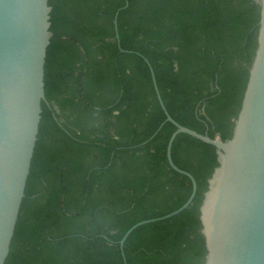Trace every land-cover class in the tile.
<instances>
[{"label":"trees","instance_id":"trees-1","mask_svg":"<svg viewBox=\"0 0 264 264\" xmlns=\"http://www.w3.org/2000/svg\"><path fill=\"white\" fill-rule=\"evenodd\" d=\"M48 3L45 98L4 264H204L199 207L217 152L185 132L171 156L196 179L192 201L119 245L131 224L177 208L192 187L167 161L175 125L144 56L173 118L225 139L257 44L256 0ZM118 8L119 44L133 51L118 46Z\"/></svg>","mask_w":264,"mask_h":264},{"label":"water","instance_id":"water-1","mask_svg":"<svg viewBox=\"0 0 264 264\" xmlns=\"http://www.w3.org/2000/svg\"><path fill=\"white\" fill-rule=\"evenodd\" d=\"M50 10L48 0H0V264L9 251L37 139L45 98L46 48L52 35ZM118 10L113 17L115 37L119 48L126 51L119 44ZM256 39L232 133L225 139L173 118L144 56L165 120L175 125L166 144L167 161L190 178L192 187L177 208L131 224L119 239L120 247L136 226L170 217L192 201L196 179L171 156L175 136L185 132L213 144L217 152L218 164L208 177L199 207L204 264H264V19L260 16Z\"/></svg>","mask_w":264,"mask_h":264},{"label":"clouds","instance_id":"clouds-1","mask_svg":"<svg viewBox=\"0 0 264 264\" xmlns=\"http://www.w3.org/2000/svg\"><path fill=\"white\" fill-rule=\"evenodd\" d=\"M257 12L261 19H264V0H256Z\"/></svg>","mask_w":264,"mask_h":264}]
</instances>
